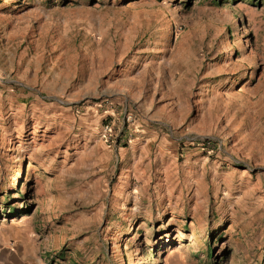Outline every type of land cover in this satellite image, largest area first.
<instances>
[{
    "label": "rangeland",
    "instance_id": "374dc122",
    "mask_svg": "<svg viewBox=\"0 0 264 264\" xmlns=\"http://www.w3.org/2000/svg\"><path fill=\"white\" fill-rule=\"evenodd\" d=\"M13 262L264 264V0H0Z\"/></svg>",
    "mask_w": 264,
    "mask_h": 264
},
{
    "label": "built area",
    "instance_id": "2783aa9c",
    "mask_svg": "<svg viewBox=\"0 0 264 264\" xmlns=\"http://www.w3.org/2000/svg\"><path fill=\"white\" fill-rule=\"evenodd\" d=\"M129 118V114H126L124 111L122 113V120H127ZM122 124H123V121H122Z\"/></svg>",
    "mask_w": 264,
    "mask_h": 264
},
{
    "label": "crops",
    "instance_id": "0c3cea01",
    "mask_svg": "<svg viewBox=\"0 0 264 264\" xmlns=\"http://www.w3.org/2000/svg\"><path fill=\"white\" fill-rule=\"evenodd\" d=\"M11 264H26V263H15V262H13ZM36 264H39V263H36Z\"/></svg>",
    "mask_w": 264,
    "mask_h": 264
},
{
    "label": "trees",
    "instance_id": "16d2710c",
    "mask_svg": "<svg viewBox=\"0 0 264 264\" xmlns=\"http://www.w3.org/2000/svg\"><path fill=\"white\" fill-rule=\"evenodd\" d=\"M210 234H211V233H210ZM210 236H212V234H211Z\"/></svg>",
    "mask_w": 264,
    "mask_h": 264
}]
</instances>
